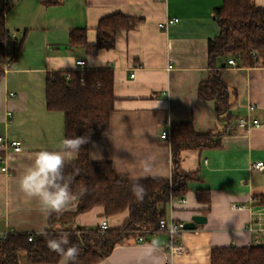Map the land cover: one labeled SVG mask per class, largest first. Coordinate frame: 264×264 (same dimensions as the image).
I'll return each mask as SVG.
<instances>
[{
    "label": "crops",
    "instance_id": "0c3cea01",
    "mask_svg": "<svg viewBox=\"0 0 264 264\" xmlns=\"http://www.w3.org/2000/svg\"><path fill=\"white\" fill-rule=\"evenodd\" d=\"M50 1L58 3L0 0L7 30L14 40L24 38L18 59L0 84V137L22 144L20 153L0 145V165L9 167L8 173L0 174V240L12 232L94 229L107 219L102 208L76 215L75 197L63 214L45 219L39 202L26 197L18 184L37 151L57 150L65 138L63 113L47 108V73L75 70L77 66L62 65L83 61L88 69L114 71L110 133L93 138L90 151L103 157L92 161L111 163L123 180L171 179V143L162 140L161 133L171 130L173 122H192L199 133L229 131L221 139L222 149L182 155L184 171L198 170L200 180L189 183L185 203L175 201L168 218L183 223L196 215L207 218L206 224L177 235L175 243L183 250L173 255L169 243L157 246L149 236L143 241L138 237L116 246L99 264H212L214 249L264 246V206L254 200L264 194V172L252 168L264 163V64L230 58L236 66L228 63L223 75L236 93L230 108L234 119L229 123L216 118L214 102L198 97L209 65V40L220 34L215 10L224 0ZM252 2L258 7L256 0ZM114 14L140 20L135 29L117 32L114 48L87 55L83 48L69 46L70 31L81 28L88 30V44L95 45L100 21ZM173 19L178 22L171 23ZM163 23L167 29L160 27ZM242 117L258 120L260 126L239 129ZM204 190L210 193L209 204L197 199ZM126 218L124 213L107 220L112 227ZM161 234L165 233L156 235ZM18 264H31L26 252L18 254Z\"/></svg>",
    "mask_w": 264,
    "mask_h": 264
},
{
    "label": "trees",
    "instance_id": "16d2710c",
    "mask_svg": "<svg viewBox=\"0 0 264 264\" xmlns=\"http://www.w3.org/2000/svg\"><path fill=\"white\" fill-rule=\"evenodd\" d=\"M43 1L47 5L58 3ZM215 17L220 34L209 40V65L206 78L200 83L198 97L202 101L214 102L216 118L229 123L234 119L230 108L236 93L228 88L223 75L231 57H242L251 65L264 64V9L256 7L252 0H224L222 7L215 10ZM139 22V19L122 14L111 15L100 21L95 45L88 44V30L81 28L70 31L69 46L83 48L87 55H95L101 49L114 48L117 32H129ZM13 40L1 13L0 84L6 75L5 68L9 70L12 67L23 46L24 38ZM10 41H13L11 51L7 48ZM45 94L48 110L64 115L65 138L89 137V143L80 149L77 160L64 169L66 176L73 177L70 189L77 199L76 215L98 208L104 210L107 219L127 213L121 225L111 227L109 224L104 231L100 226L45 231L50 237L57 236L60 231L70 233V243L81 250L78 264H99L118 245L165 232L166 228L160 227V221L168 218L171 202L184 199L189 192V183L200 180L198 170L184 171L183 153L222 149L221 139L229 132L226 129L223 132L199 133L192 122H173L171 179L139 180L146 190L141 202L131 192L135 181L121 179L111 163L94 162L89 157L91 140L110 133V117L116 101L113 69L84 67L49 71ZM197 199L200 203L209 204L210 193L199 191ZM254 200L264 206V194L256 195ZM20 252L27 253L31 264H58L64 259L48 249L41 234L12 232L0 240V264H18ZM211 257L212 264H264V246L217 248L212 251Z\"/></svg>",
    "mask_w": 264,
    "mask_h": 264
},
{
    "label": "clouds",
    "instance_id": "9594fccd",
    "mask_svg": "<svg viewBox=\"0 0 264 264\" xmlns=\"http://www.w3.org/2000/svg\"><path fill=\"white\" fill-rule=\"evenodd\" d=\"M257 6H264V0H256ZM62 66L76 67L73 62ZM89 143V137L74 136L60 141L57 150L42 149L37 151L31 163L19 176V189L28 198L35 199L40 204L41 214L47 219L53 213L58 215L67 211L73 202L74 195L70 189L73 177L66 176L64 169L68 162L77 158L80 149ZM95 147V145H94ZM90 159H102L99 152L89 151ZM135 182L131 185V192L138 201H143L146 190L139 182V178L129 177ZM86 191V189L84 190ZM83 191L81 195H83ZM47 247L50 251L63 257L66 262L78 264L80 248L70 243V233L60 231L57 236L50 237L42 231Z\"/></svg>",
    "mask_w": 264,
    "mask_h": 264
},
{
    "label": "built area",
    "instance_id": "2783aa9c",
    "mask_svg": "<svg viewBox=\"0 0 264 264\" xmlns=\"http://www.w3.org/2000/svg\"><path fill=\"white\" fill-rule=\"evenodd\" d=\"M170 22L171 23L178 22V19H173ZM160 27L163 29H167L166 23L160 24ZM13 37H14V35H13ZM228 63L231 66H236L235 61L232 59L229 60ZM76 65H77V68H84L85 63L83 61H78ZM5 70L7 71L8 68H5ZM134 76H135L134 74L131 75L132 78H134ZM11 96L14 97L15 95L11 94ZM259 126H260L259 121L251 119L250 117H242L238 120V123H237V128L245 129V130L250 129L252 127H259ZM161 138L164 141L170 142L171 141V130L170 129L169 130H163L161 133ZM0 145L4 148L13 149V151L15 153H20L22 151V144L20 141H17V140L8 141L6 138L0 137ZM252 168L259 171V172H264V163H262V162L255 163ZM8 171H9V167L7 165H0V174L1 173H8ZM178 201L181 203H185V199H180ZM174 202L175 201L171 202V206L174 205ZM238 208H240V207H238ZM108 226H109L108 221L104 220L100 224V229L102 231L107 230ZM160 227L161 228L165 227L166 231L163 233L168 234L170 236V242H169L170 253L173 255L180 253L183 250V248L180 245L176 244L175 240H176L177 235L185 230V223L175 221L173 217H170V218L161 220L160 221ZM32 238H33V236L30 237V240H32ZM139 240L143 241L144 238L139 237ZM165 264H172V262L167 261Z\"/></svg>",
    "mask_w": 264,
    "mask_h": 264
},
{
    "label": "water",
    "instance_id": "95a60500",
    "mask_svg": "<svg viewBox=\"0 0 264 264\" xmlns=\"http://www.w3.org/2000/svg\"><path fill=\"white\" fill-rule=\"evenodd\" d=\"M206 223H207V218L205 216L196 215L192 217L191 221L185 223V229L191 230L196 228L197 225H203ZM148 241H150L154 245L164 247L170 242V236L168 234L151 235L148 237Z\"/></svg>",
    "mask_w": 264,
    "mask_h": 264
}]
</instances>
